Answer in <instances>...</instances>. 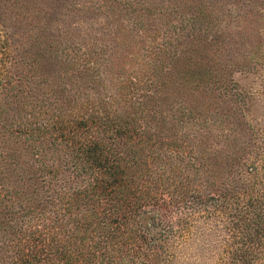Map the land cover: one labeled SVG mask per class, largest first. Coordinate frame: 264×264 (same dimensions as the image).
Masks as SVG:
<instances>
[{"label": "rangeland", "instance_id": "374dc122", "mask_svg": "<svg viewBox=\"0 0 264 264\" xmlns=\"http://www.w3.org/2000/svg\"><path fill=\"white\" fill-rule=\"evenodd\" d=\"M0 35L15 79L52 101L89 85L90 58L115 67L138 53L135 116L161 152L154 168L188 199L142 217L149 264H224L229 215L243 193L264 198V0H0Z\"/></svg>", "mask_w": 264, "mask_h": 264}, {"label": "trees", "instance_id": "16d2710c", "mask_svg": "<svg viewBox=\"0 0 264 264\" xmlns=\"http://www.w3.org/2000/svg\"><path fill=\"white\" fill-rule=\"evenodd\" d=\"M2 38L0 264L155 261L142 217L188 199L184 185L154 168L161 152L135 116L130 84L134 89L140 80L128 70L138 53L127 54L129 61L121 59L116 70L90 58L80 71L89 85L52 101L33 97V88L15 79ZM242 174L255 183L250 178L257 169L245 167ZM244 194L229 215L233 240L224 264H256L264 257V198L259 191ZM190 199L207 206L202 196Z\"/></svg>", "mask_w": 264, "mask_h": 264}]
</instances>
